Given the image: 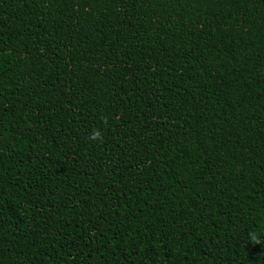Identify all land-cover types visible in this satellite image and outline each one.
<instances>
[{
    "label": "trees",
    "instance_id": "1",
    "mask_svg": "<svg viewBox=\"0 0 264 264\" xmlns=\"http://www.w3.org/2000/svg\"><path fill=\"white\" fill-rule=\"evenodd\" d=\"M0 264H264V0H0Z\"/></svg>",
    "mask_w": 264,
    "mask_h": 264
},
{
    "label": "clouds",
    "instance_id": "2",
    "mask_svg": "<svg viewBox=\"0 0 264 264\" xmlns=\"http://www.w3.org/2000/svg\"><path fill=\"white\" fill-rule=\"evenodd\" d=\"M98 135H99L98 133H95V134H94V138H95V136H98Z\"/></svg>",
    "mask_w": 264,
    "mask_h": 264
}]
</instances>
